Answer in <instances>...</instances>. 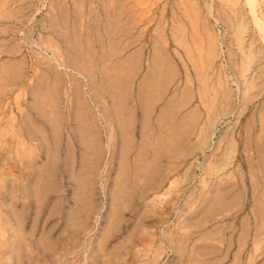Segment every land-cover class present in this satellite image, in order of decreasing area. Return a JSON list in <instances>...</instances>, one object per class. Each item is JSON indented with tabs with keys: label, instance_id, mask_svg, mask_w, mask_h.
Here are the masks:
<instances>
[{
	"label": "rangeland",
	"instance_id": "obj_1",
	"mask_svg": "<svg viewBox=\"0 0 264 264\" xmlns=\"http://www.w3.org/2000/svg\"><path fill=\"white\" fill-rule=\"evenodd\" d=\"M0 264H264V0H0Z\"/></svg>",
	"mask_w": 264,
	"mask_h": 264
}]
</instances>
